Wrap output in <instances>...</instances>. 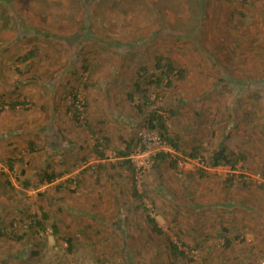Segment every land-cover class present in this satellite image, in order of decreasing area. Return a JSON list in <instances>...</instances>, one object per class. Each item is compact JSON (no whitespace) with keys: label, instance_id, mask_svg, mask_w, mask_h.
Instances as JSON below:
<instances>
[{"label":"rangeland","instance_id":"obj_1","mask_svg":"<svg viewBox=\"0 0 264 264\" xmlns=\"http://www.w3.org/2000/svg\"><path fill=\"white\" fill-rule=\"evenodd\" d=\"M0 15V264H264V0H11ZM157 55L183 76L149 82ZM137 80L180 146L161 139L143 170L118 154L159 136L128 101ZM220 142L244 158L209 166Z\"/></svg>","mask_w":264,"mask_h":264},{"label":"trees","instance_id":"obj_2","mask_svg":"<svg viewBox=\"0 0 264 264\" xmlns=\"http://www.w3.org/2000/svg\"><path fill=\"white\" fill-rule=\"evenodd\" d=\"M10 1L11 0H0V6H5L6 4L10 5ZM80 1V0H79ZM15 11V10H14ZM13 16H15L16 20L18 19L19 16H17V13L15 11V13H12ZM0 19L4 24V27H7L9 24V18L7 15L1 16L0 15ZM19 25H20V29L22 30L23 25L21 21H18ZM24 30L27 31V29L24 27ZM154 68L156 70H158V75L153 76L151 79H149V82H152V84L154 85H161L163 83V81H165V84L170 85L172 84V78L174 76V74H178V76L181 78L184 74V70L180 67H177L174 63V61L171 58H163L161 55H157L155 56V60H154ZM143 73H146V69L144 67H141ZM141 76V75H139ZM231 81L233 79H230ZM133 91L129 92L127 97H128V101L132 102L134 101L135 96H137V98L139 99V103H135L133 105V107L135 108L136 112L144 114V122L145 124L151 129V130H155L160 138L167 144V146H171L175 149H179L180 146L178 144V140L179 137L178 135L172 134L169 130V127L166 124L165 118L163 117L162 114L158 113L155 109H150L147 110L146 109V104L148 102L149 99V89L148 87H145L142 85L141 81H135L133 82ZM71 104L69 107V110L72 114V117L74 118V120H78L80 118L81 112L82 110L79 108L80 104H76V102H78L77 99V94H76V90L74 89V91L71 93ZM81 105H83V109L85 108L84 103H82ZM134 140H131L130 143H127V146L125 148H123L121 151L118 152L119 156L124 158V157H128L130 155V151L132 149V145ZM29 145H31L32 151L34 150V145L32 143V141L29 142ZM132 152V151H131ZM167 153L164 152H160L156 155L153 156V160H155V165L154 166H158L160 164H162V162L164 161L163 158L164 156H166ZM189 156H195L196 154L193 153H188ZM242 156V157H241ZM239 158H244V155H238L236 158L233 157V155L231 154V152L229 151L228 147L223 143L220 142L217 147L212 151V153L210 154V156L208 157V163L209 166L212 167H216V166H220V165H229L230 167H234L236 162H238ZM124 163L128 164L130 167V161L128 159H124ZM174 165V164H173ZM9 168H12V164H9ZM1 175V172H0ZM42 177V178H41ZM41 180L46 179L48 182L53 181V178L55 177L54 174H41ZM9 186V185H8ZM132 195L137 197V190L135 185H132ZM41 217L44 218V221L46 219H48V216L45 213H41ZM145 219L146 221L151 225V229L159 234V235H164L166 242L168 244V248L170 250V253L173 257H183L186 258V254L184 253V251L180 250L178 248V245L176 242H174L173 240L170 239L169 236H167L166 234H164L163 230L159 227V225L157 224L156 220L149 216V215H145ZM55 220L52 222V228H53V232L57 233V226L55 225ZM34 225H42V221L37 220L35 222ZM41 229H44L43 226H41ZM26 230V229H25ZM70 240V239H68ZM71 241H69V245L71 246ZM23 259H25V257L23 256ZM23 264V263H21Z\"/></svg>","mask_w":264,"mask_h":264},{"label":"built area","instance_id":"obj_3","mask_svg":"<svg viewBox=\"0 0 264 264\" xmlns=\"http://www.w3.org/2000/svg\"><path fill=\"white\" fill-rule=\"evenodd\" d=\"M139 141L136 142L135 150L130 153L128 158L134 163V165L141 170L149 167L150 165L147 163L137 162V157H144L147 156L146 152H150V147L162 143L161 138L158 135H146L142 131L138 134ZM162 148L165 150L168 147L166 145H162ZM155 154V153H153ZM150 156V155H149ZM148 156V157H149ZM147 157V158H148Z\"/></svg>","mask_w":264,"mask_h":264}]
</instances>
